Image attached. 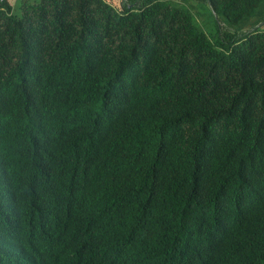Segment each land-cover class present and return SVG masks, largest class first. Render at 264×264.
<instances>
[{
    "label": "trees",
    "instance_id": "trees-1",
    "mask_svg": "<svg viewBox=\"0 0 264 264\" xmlns=\"http://www.w3.org/2000/svg\"><path fill=\"white\" fill-rule=\"evenodd\" d=\"M0 0V264H264V0Z\"/></svg>",
    "mask_w": 264,
    "mask_h": 264
},
{
    "label": "rangeland",
    "instance_id": "rangeland-1",
    "mask_svg": "<svg viewBox=\"0 0 264 264\" xmlns=\"http://www.w3.org/2000/svg\"><path fill=\"white\" fill-rule=\"evenodd\" d=\"M15 0H12V3H14ZM117 1V0H116ZM194 6H195V10L192 11V14L196 20V22L207 32H213L215 29V25L216 23H220L222 24L219 20L218 17H216L210 7L203 2H199V1H192Z\"/></svg>",
    "mask_w": 264,
    "mask_h": 264
}]
</instances>
